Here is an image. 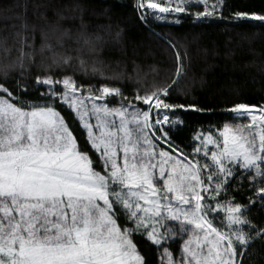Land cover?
Listing matches in <instances>:
<instances>
[{"label":"snow or ice","instance_id":"6c2138e0","mask_svg":"<svg viewBox=\"0 0 264 264\" xmlns=\"http://www.w3.org/2000/svg\"><path fill=\"white\" fill-rule=\"evenodd\" d=\"M226 7V0L136 2L146 24L169 16L179 24L185 14L264 25V13L225 17ZM17 19L0 29L7 33L0 36V264H149L142 240L159 264H264V223L251 215L264 211V105L227 109L239 122L201 128L189 153L173 136L184 124L176 110H208L169 102L184 74L179 52L171 83L129 98L118 86L77 81L75 71L141 79L138 69L105 73L104 37L82 15L79 24L39 12L34 22ZM108 97L122 99L112 106ZM63 105L85 130V144Z\"/></svg>","mask_w":264,"mask_h":264},{"label":"trees","instance_id":"16d2710c","mask_svg":"<svg viewBox=\"0 0 264 264\" xmlns=\"http://www.w3.org/2000/svg\"><path fill=\"white\" fill-rule=\"evenodd\" d=\"M136 2L137 0H0V29L7 26L11 30L13 24L19 25L18 16H26L29 22H34L38 12L50 18H57L58 14L76 17L77 24L82 15L89 30L104 37L101 59L105 61V73L111 76L114 71H126L135 76L134 69H138L141 79L139 83L135 79L107 80L99 75L95 78L86 77L75 71L77 81L85 85L92 83L97 87L105 83L118 86L129 98L135 95L137 88L143 94L153 90L154 84L165 86L171 83L175 79L179 52L183 58L184 74L173 86L168 100L174 104H197L208 110L199 113L190 109L176 110L184 124L173 132V136L176 143L189 153L193 147V134L201 128L212 130L216 126L222 127L225 122H239L227 109L238 103L264 105V25L258 21L236 22L234 17L194 22L185 14H178L181 19L179 24L175 23L172 16L168 20L150 18L146 24L140 19ZM226 3L225 17H232V13L237 10L264 13V0H226ZM36 5L40 7L37 9ZM6 34L0 31V36ZM35 72L34 68L32 83L35 82ZM72 72L69 69V73ZM38 95L34 93L32 98ZM107 99L110 105L118 106L122 98ZM135 103L140 108H145L142 102ZM59 110L75 130L74 135L78 137L79 143L85 144L87 134L75 113L67 105ZM242 202L247 203L246 200ZM251 215L257 223H264V211L257 209ZM139 246L149 264H159L158 254L149 241L142 240ZM179 247L178 243L172 245V250L177 255ZM258 251L264 252V249ZM253 259L260 260L261 257Z\"/></svg>","mask_w":264,"mask_h":264},{"label":"rangeland","instance_id":"374dc122","mask_svg":"<svg viewBox=\"0 0 264 264\" xmlns=\"http://www.w3.org/2000/svg\"><path fill=\"white\" fill-rule=\"evenodd\" d=\"M158 2H161V3H166V0H158ZM90 106V105H89ZM147 108V105H145V108L144 109H146ZM154 114V113H153ZM235 115V114H234ZM78 119V118H77ZM249 120V118L248 117H245L244 118V121H245V123H247V121ZM93 123H95V120H94V118H93V121H92ZM212 131H215V129H212ZM163 147L164 148H167V146L166 145H163ZM217 223H219L218 221H217Z\"/></svg>","mask_w":264,"mask_h":264}]
</instances>
